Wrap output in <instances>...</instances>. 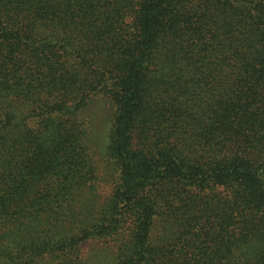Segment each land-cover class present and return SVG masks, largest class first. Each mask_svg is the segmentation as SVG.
<instances>
[{
	"label": "trees",
	"instance_id": "obj_1",
	"mask_svg": "<svg viewBox=\"0 0 264 264\" xmlns=\"http://www.w3.org/2000/svg\"><path fill=\"white\" fill-rule=\"evenodd\" d=\"M0 264H264V0H0Z\"/></svg>",
	"mask_w": 264,
	"mask_h": 264
},
{
	"label": "rangeland",
	"instance_id": "obj_2",
	"mask_svg": "<svg viewBox=\"0 0 264 264\" xmlns=\"http://www.w3.org/2000/svg\"><path fill=\"white\" fill-rule=\"evenodd\" d=\"M110 190V187H109V185H105V184H103L102 185V187H101V191H102V194H108V191Z\"/></svg>",
	"mask_w": 264,
	"mask_h": 264
}]
</instances>
